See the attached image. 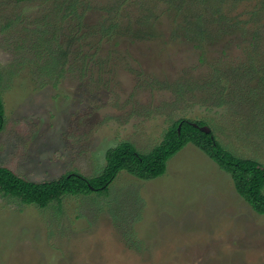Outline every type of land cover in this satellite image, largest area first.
<instances>
[{
    "label": "rangeland",
    "instance_id": "rangeland-1",
    "mask_svg": "<svg viewBox=\"0 0 264 264\" xmlns=\"http://www.w3.org/2000/svg\"><path fill=\"white\" fill-rule=\"evenodd\" d=\"M61 3L0 0V165L92 177L108 148L148 153L186 118L264 168V0ZM0 264H264V214L188 142L148 180L121 170L46 207L0 194Z\"/></svg>",
    "mask_w": 264,
    "mask_h": 264
},
{
    "label": "trees",
    "instance_id": "trees-1",
    "mask_svg": "<svg viewBox=\"0 0 264 264\" xmlns=\"http://www.w3.org/2000/svg\"><path fill=\"white\" fill-rule=\"evenodd\" d=\"M64 1L62 0L60 6ZM76 13L74 3L69 2V5L61 8L60 16L67 18ZM114 29V25H108L104 30L112 33ZM60 54L53 55V68L60 66L61 56L65 53ZM3 124L4 106L0 96V131ZM202 125L204 123L199 120H176L161 142L148 153L139 152L129 141L119 142L105 151V165L100 173L92 177L70 170L54 179L35 181L0 165V194L11 196L24 204L46 207L54 201H60L67 194H88L105 190L121 170L139 179L148 180L161 176L165 172L167 160L191 142L229 173L235 190L254 212L264 214L263 166L255 159L239 157L226 150L211 131L206 133L200 130L199 126Z\"/></svg>",
    "mask_w": 264,
    "mask_h": 264
},
{
    "label": "water",
    "instance_id": "water-1",
    "mask_svg": "<svg viewBox=\"0 0 264 264\" xmlns=\"http://www.w3.org/2000/svg\"><path fill=\"white\" fill-rule=\"evenodd\" d=\"M193 125L197 126L196 123H193ZM199 128H200V130H202V131H204L206 133H209L211 131L210 128L208 126H206V125L199 126Z\"/></svg>",
    "mask_w": 264,
    "mask_h": 264
}]
</instances>
